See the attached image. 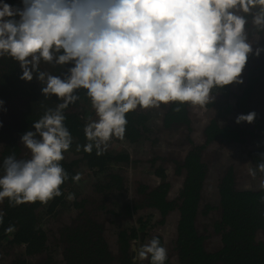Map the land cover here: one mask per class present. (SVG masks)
I'll return each instance as SVG.
<instances>
[{"label":"clouds","instance_id":"obj_1","mask_svg":"<svg viewBox=\"0 0 264 264\" xmlns=\"http://www.w3.org/2000/svg\"><path fill=\"white\" fill-rule=\"evenodd\" d=\"M22 5L0 2V57L19 63L21 80L35 77L45 97L61 102L22 135L30 158L13 154L3 160L0 202L7 198L13 206L47 204L62 195L69 177L60 162L73 141L64 111L79 99L77 90H86L97 117L84 127V150L102 155L113 137L124 138L126 114L138 107L203 108L214 99V89L242 84L253 53L248 16L264 33V0H22ZM261 51L256 48L255 55ZM41 62L72 66L63 76L53 75L40 70ZM256 116L240 114L236 123L251 124ZM257 167L264 172V163ZM72 179L78 182L81 175ZM149 258L150 264L167 260L158 237L137 249L138 260Z\"/></svg>","mask_w":264,"mask_h":264},{"label":"trees","instance_id":"obj_2","mask_svg":"<svg viewBox=\"0 0 264 264\" xmlns=\"http://www.w3.org/2000/svg\"><path fill=\"white\" fill-rule=\"evenodd\" d=\"M0 2H7L13 7H23L22 0ZM71 66L41 62L40 70L63 76ZM22 74L19 63L7 56L0 57V100L4 101V104L0 105V175H3V160L7 156L14 154L17 159L30 158L29 150L21 143L22 135L28 130H34L33 123L48 108H55L61 102L55 96L45 97L41 92L42 84L35 77L31 82L21 80ZM250 74L252 76L249 75L244 94L237 101L238 108L247 114L250 112L245 101L251 95L256 80L253 73ZM218 92L219 89H214L212 94ZM76 94L79 99L64 111L65 125L73 141L60 162L69 177L61 186L62 195L47 204L37 201L13 206L7 198L0 202V264H44L32 263L25 255L33 256L37 260L48 248V237L58 238L56 232L49 236L44 226L48 218L57 217L59 209L67 208V204L69 208L73 205L78 209L71 225H64L59 231V241L64 247V259L67 264H113L116 260L119 264H136L132 260L131 244L133 240L141 239L137 225L128 228L119 226V256H115L108 248L103 235L106 228L96 218L99 214L115 209L118 214L125 212L130 217L140 211L145 213L146 210H157L161 215L160 223L177 210L180 222L176 250L180 264H264V241L260 238V234H264V183L258 189L239 186V169L235 163H229L221 169L219 175L218 203L203 206L202 202L205 184L211 173V161L208 159L210 151L218 150L226 144L242 142L246 138L247 130L232 125H221L217 120H212L204 130V139L200 142L192 141L186 154L178 155L173 162V170L184 180L178 200L170 198V175L166 167L160 166L155 170L159 182H145L141 179L133 181L134 188L131 191L135 196L127 201L128 191L132 188L131 181L119 174L113 164L123 163L125 168L134 160L128 152L117 150L121 147L111 145V141L108 145L112 148L107 146L102 155H97L95 148L90 153L84 150L83 146L88 143L84 127L89 118L97 117L86 90L79 89ZM188 107L189 104H167L163 125L167 128L185 125L188 129L191 123ZM176 108L180 111H176ZM126 119L128 123L125 136L131 141H136L143 136L139 127L143 126L144 118L129 112ZM255 123L261 137H264V118H256ZM167 153L175 152L169 150ZM248 155L252 160L255 175H262L264 178V172H260L257 167L258 164L264 163V148H252ZM78 156L80 157L77 158ZM152 159L154 161L158 158ZM95 172L100 181L92 183L88 196L70 205L68 195L75 192L82 178L86 177L85 173L90 176ZM77 173L82 174L78 182L72 179ZM214 207L219 209L216 216L210 214ZM152 220V213L146 212L139 215L136 223H139L138 227L142 229ZM9 228H12V231H8ZM208 229H212L214 235L205 234ZM145 235L149 241L158 237L161 246L165 247L160 234L148 231ZM211 242L216 244L212 245V249H208ZM147 263L150 264V258ZM168 263L167 259L165 264Z\"/></svg>","mask_w":264,"mask_h":264},{"label":"flooded vegetation","instance_id":"obj_3","mask_svg":"<svg viewBox=\"0 0 264 264\" xmlns=\"http://www.w3.org/2000/svg\"><path fill=\"white\" fill-rule=\"evenodd\" d=\"M251 19H252L251 16H248V20H249V23L247 25L248 27L252 24L251 23ZM249 41L253 44V41H252L251 38L249 39ZM253 48H255L254 44H253ZM251 72L253 73V77H255L256 80L253 83L254 86H253V90L251 92V95H249V98L245 101V103L246 104L248 103V104L247 105L245 104V105L248 107L250 113L253 112L252 111V107H253V102H254L253 100H254V97H255L254 93H255V90H256V86L259 83L260 79H262L264 77V51L261 52L258 57L256 55L254 57H253V55H249V59H248V62L246 64L245 71H244V77L245 78H243L244 82L242 84L241 83H237V84L233 83V84L224 86L222 89H219L218 93L212 94L214 99L211 100L208 105H210L211 107L212 106L218 107L219 103H221V105H224V103H226V105H225L226 112H227L226 116L228 115L227 116L228 119L226 118L225 122H220L215 115L211 114L208 117V120H206L204 122V124L202 125L203 129H202L200 138L199 139H194V140L191 139V140L192 141H197V142L202 141L204 139L203 138L204 130L210 124V122L212 120H217L218 123L221 124V125H232L233 127H239V128L245 129L248 132H246V138H244V140L242 142L226 144V146L227 145H232V144H243V143L248 144V143H251V146L249 147L246 155H247V159H248V161L250 163V169L253 171L252 160L250 159V157L248 155V152L252 148H256V147L264 148V137H261L260 133L257 130V125L255 123L256 119L251 124H249L247 122H242V123H239V124L236 123V119H237L238 115L247 114L246 112H244L243 110L238 108L237 101L239 100L240 96H242L244 94L245 87L247 86V83H248L249 75L252 76V74H250ZM255 78H253V79H255ZM238 85H239V89H236ZM165 106L166 105L161 106V113H160V116H159L160 117L159 121H153L152 120L153 118L149 117L150 116V112L148 111L149 109H144L142 107L139 109V107H138L135 111H132L133 114L135 113V114H137L139 116H142L144 118L143 126L139 127L141 129V133H143V136L137 138L136 141H131L125 135H124V138L122 140L119 139V138H115V137H113V139L111 140V145L121 147V148H119L117 150H124V151L128 152L131 155L132 159L134 160L131 163V166L129 165L128 167H125V168L123 167V165L121 163L113 164V168L116 169L119 174H122L124 176V178L127 177L129 182L131 181L130 186L132 188L128 191L129 194H127L128 195V197L126 198L127 201H130L132 199V197L135 196V194H133V192L131 191L134 188L133 181H136L137 179H140V176H138V175L130 176V175L134 174V169H136L138 167V165H137L138 163L140 164V159H138V157H135V159H134L132 153L130 151L126 150L125 148H123V146L124 147L125 146H130V145L138 142L139 139L143 140V139L148 137V134H152L153 135V133L155 131H156V133H158V129L159 130H161V129H168V130L171 129V128H167L166 126L163 125V117H164ZM225 107H221V109L225 108ZM188 110L190 112V117H191L192 116V114H191V110L192 109H191V105L190 104H189ZM224 115L222 117H224ZM256 118L263 119L264 118V111L260 115L257 114ZM173 127H175V126H173ZM191 140H190V142H192ZM190 146H191V143H190ZM190 146H189V148H190ZM109 148H112V147L109 146ZM189 148H188V150H189ZM110 150H112V149H110ZM150 151L151 150H149L147 152L148 154L144 156L145 158L143 160H144V163L148 162L150 164V167L152 168V170L154 169L153 171H154V174L156 175L155 170H156V168L159 167V166L155 165L156 161L158 159H160V161H162L163 159H165V157L159 155V156H157L158 159L153 161L152 158H155V157H153V156L151 157ZM186 152L184 153V155L186 154ZM79 157L80 156H78L77 158H79ZM229 163H233V162H229ZM229 163H225L223 165V167L225 165H228ZM159 165H161V164H159ZM235 165L237 166L238 169H240L239 166L236 163H235ZM85 169L86 168H84V170ZM85 172H87V171H85ZM86 177H89V176L86 174ZM90 177L94 178V180H92V183H94L95 181H98V180L100 181V178H99V176H97L96 172L94 174L91 173ZM132 177H134V179H132ZM149 182H159V180L158 181H155V180L152 181L151 180ZM92 183L89 186V189H88L89 192L91 191ZM183 184H184V180H182V182H181V185L179 187L177 195L171 196L170 192H169V196H170V198L172 200H178V197H179V194H180V190L182 189ZM253 189H258V188H253ZM170 191H171V188H170ZM217 191H218V188H217ZM88 193H86L85 196H81L80 198H77V199L75 198L73 203L76 202V201L80 202L81 199H83V197L88 196ZM204 199H205V196H204L203 201H202L203 202V206L206 205V204L211 205V203H206L205 204L204 203ZM71 210L74 211V214H71L72 217L67 222L57 223L58 225L52 226V227L50 226L49 228L48 227L46 228L44 226L45 230L49 234V236H53V234L56 232L58 238H56V237H54V238L48 237V241H47L48 248L41 255L42 257H39L42 260H40L39 258H37V260H35V257L25 255L29 260L32 261V263H38L39 262V263H44V264H67L66 260L64 259V252H63L64 251V249H63L64 247L59 241V238H60L59 231L61 230V227H63L64 225H71V223H72V221L74 219V215L78 211V209L75 206L72 205V207L70 208V211ZM213 210L217 211L218 214H219L218 207H214V208L211 209V211H213ZM109 211H111V212L114 211L115 212L114 215L119 218L115 222V227H114L115 229H113V228L110 229L108 227L107 223L103 222V221H105V218H102V220H100L101 214L97 215L96 218L99 220V223L104 225V228H106L105 232L103 233V235H104V238H105V240H106V242L108 244V248L110 249V251L115 256H119V252L117 250V247H118L117 235H118L119 226H120V228H121V226H124V227L126 226V228H128V227H132V226H136L137 225V229L139 230V235H140L141 239H143V241L140 238H137V239L133 240V242L131 244V250L133 251L132 260L135 261L136 264H148L147 263L148 260L140 261V260L137 259V249L140 246H142L143 244H145V243H147L149 241V239L145 235V234L148 233V231H151V233L160 234L163 237L165 248L167 249V259L169 261L168 264H180L179 263V258H178V253H177V250H176V241H177V237H178V226H179V222H180V214H179V212L177 210H174L173 212H171L166 217V219H164V221L161 222V223L159 222L160 221L159 219H160L161 215H160V213L157 210H153V209L151 211L146 210L147 213H149V212L152 213L153 220L151 221L150 224H148L145 228H142V229L138 227L139 223H136V222H137V219L139 218V215L146 214V212L144 213V212L140 211L134 217H130L124 211H123L124 214H118V212H117L118 210H116V209L115 210H109ZM211 211H210V214H212ZM58 212H59V215H58L59 217L58 216L57 217L54 216L55 218L54 217H52V218L54 220L57 219V221L59 222L60 218L62 217V215L60 214V211H58ZM121 213H122V211H121ZM171 216H174V218H175L174 232H173V235H172V239L169 241V243H167L166 236L163 235V233L157 231L156 229L159 226L165 225L169 221V218ZM213 216H216V215H213ZM127 218L131 222H130V224L125 225L122 220H125ZM120 223H122V224H120ZM200 227H202V224H201ZM205 234L214 235V232H213L212 229H208V230L205 231ZM260 238L263 239V241H264V234H260ZM167 244H169V245L167 246ZM213 244H216V243L215 242H213V243L211 242L210 247L208 246V249H212L211 247H212ZM113 264H119V261L116 260L115 263H113ZM217 264H220V263H217Z\"/></svg>","mask_w":264,"mask_h":264},{"label":"rangeland","instance_id":"obj_4","mask_svg":"<svg viewBox=\"0 0 264 264\" xmlns=\"http://www.w3.org/2000/svg\"><path fill=\"white\" fill-rule=\"evenodd\" d=\"M243 14V13H241ZM247 27V32L249 35V39L251 38L253 41V44L255 45V48H253V53L250 55L255 56V49L256 48H264V33H258L257 30L254 29V26L251 24L249 27ZM263 52V51H261ZM246 67V66H245ZM245 71V69H244ZM244 71L242 73L241 78L244 77ZM237 84V83H236ZM236 89H239V85ZM255 96V97H254ZM254 102L252 111L256 114L260 115L264 111V77L260 79L259 83L256 86V90L254 93ZM221 102V101H220ZM210 103V102H209ZM208 103V104H209ZM206 105L203 108L199 106H192L191 105V123L189 124V128L187 129L185 125L182 126H175L171 129H158V133L156 131L152 134H148V137L141 140L139 139L138 142L130 145V146H123L126 150L130 151L133 155V158L138 157L140 159V164L138 163V167L134 169V174L130 176L138 175L140 176L141 180L146 181H158L159 178L154 174V169L150 167V164L144 163V156L147 155L148 151L151 153V157H157V156H163L165 159L160 161L158 159L156 161V166H163L167 168L168 174L170 175L169 180L171 181V191L170 195L175 196L178 193L179 187L182 182V176L179 174H176L173 170L172 166L176 157L178 155H183L190 146V140L199 139L201 136V132L203 129V124L206 120H208V117L213 114L217 117V119L220 122H225L226 118L228 119V115L226 116V103L224 105H221L219 103L218 107ZM162 106V105H161ZM161 106L159 108H149L150 116L153 121H159V116L161 113ZM209 106V107H208ZM221 107H225L222 108ZM141 107H139L140 109ZM225 114V115H224ZM224 115V117H222ZM191 140V141H192ZM251 146V143H243V144H232L223 146L218 150H212L210 151L208 155V159L211 161V173L209 178L206 181L205 184V190H204V203H211L215 204L218 203V191H217V184L219 182V175L221 172V169L225 163L233 162L236 163L239 166V172L241 174V179L239 181V186L243 188H259L264 183V178L262 175H252V170L250 169V163L247 159V151L249 147ZM169 150L175 152L173 154L166 153ZM142 158V159H141ZM142 160V161H141ZM123 164V163H122ZM161 164V165H159ZM131 166V165H130ZM87 173H85L86 175ZM82 175V174H81ZM134 179V177H132ZM92 180H94L93 177H84L80 181V184L76 187L75 192H72L73 198L68 199L69 203L72 204L74 199L80 198L81 196H85L86 193H88V189L90 184L92 183ZM69 196V195H68ZM60 214L62 217L60 218V221L58 222L57 219L54 220L52 217L48 218L46 220L45 227L49 228L50 226H56L57 223L67 222L72 216L71 214H74V211L71 210L67 204V208H60L59 209ZM118 212V211H117ZM213 215H217V211H211ZM115 212L106 211L104 214L101 215L100 220L102 218H105V223H107L108 227L111 229H115V222L119 219L117 216L114 215ZM52 219V220H51ZM125 225L130 224V220L127 218L125 220H122ZM174 224H175V218L174 216H171L169 218V221L163 225L159 226L156 230L163 233V235L166 236V241L169 243V241L172 239V235L174 232ZM169 244H167L168 246ZM142 261V260H140Z\"/></svg>","mask_w":264,"mask_h":264},{"label":"bare ground","instance_id":"obj_5","mask_svg":"<svg viewBox=\"0 0 264 264\" xmlns=\"http://www.w3.org/2000/svg\"><path fill=\"white\" fill-rule=\"evenodd\" d=\"M163 106V105H162ZM151 109V108H150Z\"/></svg>","mask_w":264,"mask_h":264}]
</instances>
